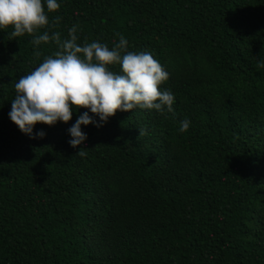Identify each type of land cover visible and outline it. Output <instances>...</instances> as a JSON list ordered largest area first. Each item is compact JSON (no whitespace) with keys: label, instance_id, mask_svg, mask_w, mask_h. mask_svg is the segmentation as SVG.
Listing matches in <instances>:
<instances>
[{"label":"trees","instance_id":"1","mask_svg":"<svg viewBox=\"0 0 264 264\" xmlns=\"http://www.w3.org/2000/svg\"><path fill=\"white\" fill-rule=\"evenodd\" d=\"M47 14L61 39L75 23L78 43L122 34L151 52L174 111L117 110L73 147L74 111L32 138L8 115L14 85L59 45L0 30V264H264V0H60Z\"/></svg>","mask_w":264,"mask_h":264},{"label":"clouds","instance_id":"2","mask_svg":"<svg viewBox=\"0 0 264 264\" xmlns=\"http://www.w3.org/2000/svg\"><path fill=\"white\" fill-rule=\"evenodd\" d=\"M59 8L60 0H0V30L11 27L14 37L32 34L37 46L50 40L59 45V50L21 75L14 85L16 94L8 115L23 133L44 137L43 129L34 131L38 122H68L75 111L79 114L68 128V142L76 147L87 140L82 126L100 127L117 110L174 111L175 94L161 87L169 72L151 52L128 50L129 41L122 34L111 47L99 40L78 43L79 25L75 23L68 28L69 36L61 39L59 31L46 30L51 25L47 13ZM42 28L45 30L39 32ZM111 65H119V70L113 71ZM81 107L86 110L80 111ZM190 124L185 117L178 131L185 132ZM145 132L140 128V135ZM81 149L78 153L84 155Z\"/></svg>","mask_w":264,"mask_h":264}]
</instances>
